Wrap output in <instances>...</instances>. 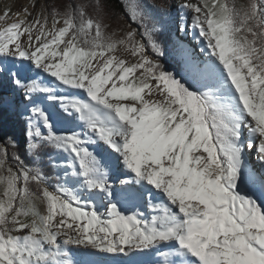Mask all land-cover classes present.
<instances>
[{
    "label": "snow or ice",
    "instance_id": "snow-or-ice-1",
    "mask_svg": "<svg viewBox=\"0 0 264 264\" xmlns=\"http://www.w3.org/2000/svg\"><path fill=\"white\" fill-rule=\"evenodd\" d=\"M124 7L0 29V264H264V0Z\"/></svg>",
    "mask_w": 264,
    "mask_h": 264
},
{
    "label": "rangeland",
    "instance_id": "rangeland-1",
    "mask_svg": "<svg viewBox=\"0 0 264 264\" xmlns=\"http://www.w3.org/2000/svg\"><path fill=\"white\" fill-rule=\"evenodd\" d=\"M121 1L123 3V6L127 2V0H121ZM54 2L55 0H0V29H2L5 26V24H10L18 19H27L31 21L36 18V16L40 13L42 9L45 8L46 4L51 6V4H53ZM143 2L146 4L156 6V8H152L151 11L152 14L157 17L160 15V13L157 11V8L161 7L165 3L163 2V4H160L157 3L155 0H143ZM193 2H198V0H193ZM6 3L8 4L7 6ZM236 3L238 6H247L249 0H236ZM171 5H173L171 20L175 22V25H177L180 23L179 22L180 18L177 14V9L179 7V0H172ZM25 9H27V12L31 13V16H28L26 14ZM5 13H8V15L6 16ZM165 19H169V18H165ZM106 22L111 25L109 31H117V32H120L122 30H127L129 24L131 23L128 16L122 17L120 20L116 22H110L108 20H106ZM132 27H136V25L132 24ZM188 31H189V35H187L184 38L185 43H187L190 47L194 48L198 55H203L202 53L199 52L200 44L197 42V40L193 38L190 27ZM10 88H11L10 85H5L0 83V93L8 95V89ZM0 145H2L1 142ZM261 199H264V197H261Z\"/></svg>",
    "mask_w": 264,
    "mask_h": 264
},
{
    "label": "trees",
    "instance_id": "trees-1",
    "mask_svg": "<svg viewBox=\"0 0 264 264\" xmlns=\"http://www.w3.org/2000/svg\"><path fill=\"white\" fill-rule=\"evenodd\" d=\"M157 3L163 4V2H167L171 4L172 0H155ZM77 4L86 5V10L89 14L93 13V6L95 0H75ZM165 3L163 5H165ZM106 11L109 13L107 20L110 22H116L120 20L122 17L127 16L125 13V8L121 0H105ZM181 23V20L179 19ZM171 27L173 31H175V22L172 21ZM166 67L176 72L177 74L180 71L179 65L175 64L172 60H165ZM25 125L22 118H20L17 114L11 112L10 110L4 109L0 110V142L4 145L7 141V138L11 136L14 140L18 141L20 144L24 143L25 140ZM9 152H12V149L8 148ZM22 154V150H21ZM47 163V160H46Z\"/></svg>",
    "mask_w": 264,
    "mask_h": 264
},
{
    "label": "bare ground",
    "instance_id": "bare-ground-1",
    "mask_svg": "<svg viewBox=\"0 0 264 264\" xmlns=\"http://www.w3.org/2000/svg\"><path fill=\"white\" fill-rule=\"evenodd\" d=\"M8 4L6 3V6H7Z\"/></svg>",
    "mask_w": 264,
    "mask_h": 264
}]
</instances>
